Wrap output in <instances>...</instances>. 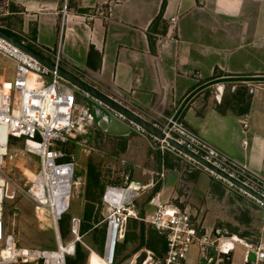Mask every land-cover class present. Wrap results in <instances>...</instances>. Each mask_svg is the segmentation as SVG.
Returning <instances> with one entry per match:
<instances>
[{
  "label": "crops",
  "instance_id": "crops-1",
  "mask_svg": "<svg viewBox=\"0 0 264 264\" xmlns=\"http://www.w3.org/2000/svg\"><path fill=\"white\" fill-rule=\"evenodd\" d=\"M111 1L0 0V18L40 47L56 50L60 44L100 92L130 95L133 107L148 119L177 117L264 179V92L249 95L244 85L264 82V0H165L156 22L164 0H124L106 20L94 15L93 8ZM83 17L92 20L87 25ZM220 84L225 90L219 99L213 90ZM135 136L146 139L149 166L136 164L141 170H134V177H163L150 197L159 194L162 203L185 209L200 234H229L231 264H244L248 246L264 238V209L180 154L162 153L146 137ZM183 192L188 199L181 206L175 198ZM148 208L140 220L152 217ZM104 211L82 206L78 243L87 260L93 253L96 259L103 255ZM200 257L193 247L186 264H198Z\"/></svg>",
  "mask_w": 264,
  "mask_h": 264
},
{
  "label": "built area",
  "instance_id": "built-area-1",
  "mask_svg": "<svg viewBox=\"0 0 264 264\" xmlns=\"http://www.w3.org/2000/svg\"><path fill=\"white\" fill-rule=\"evenodd\" d=\"M123 1H111L103 9L93 8L94 15L97 14L106 20L113 9ZM62 18L66 19L64 11ZM91 20L92 17H83V21L87 25ZM170 22L173 24L175 19H171ZM62 28L61 25V30ZM0 30L14 34L19 38L17 39L19 42L33 49L55 66L54 70L49 69L8 41L0 38V56L13 66V78L7 82V85L0 84V264H65V259H60L57 253L62 245L59 223L70 206L76 165L72 157L65 154L60 147L87 135L92 128L97 127L92 106L93 104L100 107L105 106L57 73L56 69L60 68L99 91L93 77L79 71L73 65L71 58L61 52L60 44L56 50H47L24 35L2 25H0ZM32 76L37 77V84L30 87ZM244 85L249 95H254L259 91L264 92V82L262 81L251 84L244 83ZM236 88V85H232L230 91L234 92ZM224 90V85H215L213 90L215 97L220 99ZM104 95L148 121L155 129L164 134L166 139L174 141L264 200V179L260 175L211 146L178 118L160 116L148 119L133 107V99L130 95L117 92ZM110 113L115 119L130 124L122 115L113 111ZM242 127L244 130L248 129V123L244 121ZM134 128L136 133H145L137 126ZM148 137L151 140L152 148L162 153L180 154L192 165L205 171L212 179L222 182L228 189L236 190L264 209L262 201L254 199L221 176L175 150L166 140H161L150 134ZM11 139L22 141V152L38 159V170L34 172L32 179L27 178V184L24 187L16 185L4 172L6 163L4 159L11 160L14 157L9 154L8 149ZM244 146H246V142H244ZM159 176L160 180L163 179L161 174ZM150 186L153 189L156 184L152 183ZM147 187H132V184H128L126 187L108 186L105 188L101 202L105 211L108 212L106 217L107 234L103 255L100 258L107 259L108 264H115L117 245L124 239L127 220L137 219L134 210H132L133 203L138 198V192ZM130 188H134L133 191H128ZM117 194H121L124 198H117ZM17 196L26 198L37 215L47 216L55 237V250L21 247L17 244L14 233L8 230L4 219L5 202H12ZM186 199H188L187 192H183L179 198H175L181 206ZM147 204L154 209V214L150 219H143L142 222L149 225L162 238L164 249L160 254L143 249L134 255L129 264H135L136 258L142 252H145L142 264H186L193 247L198 248L201 256L210 247L217 252L222 250L220 240L200 234L197 224L185 209L171 203H162L159 194L152 195ZM80 225L79 218L71 219L70 234L73 237L71 242L74 247L73 255L75 245L80 240ZM222 252L224 251L222 250ZM248 253L254 254V264L264 263V238L249 245Z\"/></svg>",
  "mask_w": 264,
  "mask_h": 264
},
{
  "label": "rangeland",
  "instance_id": "rangeland-1",
  "mask_svg": "<svg viewBox=\"0 0 264 264\" xmlns=\"http://www.w3.org/2000/svg\"><path fill=\"white\" fill-rule=\"evenodd\" d=\"M0 25L18 33L17 27H15L16 29L9 27L2 21V18H0ZM12 78V64L0 56V84L7 85V82ZM140 135L151 142L146 132ZM133 136L108 138L99 132L97 127H94L87 135L60 147L65 154L72 157L76 165L70 206L59 223L62 245H68L73 241L70 234L71 219L78 217L82 221V206L84 211H87L88 207L95 206L103 209L101 197L106 187H126L128 184H132L148 187L138 192V198L133 203L132 210H134L137 219L127 220L125 238L117 245L115 264H129L134 255L143 249L157 254L162 252V238L149 225L140 220V214L146 208L153 192L150 185L154 183L158 186L162 179L134 177L136 175L134 170H141V166L135 169L136 164L149 166L147 159L149 153L145 150L147 149V147L145 148L146 139ZM8 149L9 154L14 157L11 160L4 159L6 161L4 172L16 185L24 187L27 184V178L32 179L34 172L38 170V159L22 152V141L11 139ZM147 210L152 213L150 216H153L154 209L149 207ZM103 214L105 216L102 218L106 222L108 212L104 211ZM4 219L8 230L14 233L19 246L46 250L56 249L55 237L49 219L44 214L37 215L31 203L23 196H17L12 202H5ZM76 245L74 255L65 257V264L100 263L99 259L93 256L94 253L87 260L88 257L86 258L85 254L81 252L80 244L77 242Z\"/></svg>",
  "mask_w": 264,
  "mask_h": 264
},
{
  "label": "water",
  "instance_id": "water-1",
  "mask_svg": "<svg viewBox=\"0 0 264 264\" xmlns=\"http://www.w3.org/2000/svg\"><path fill=\"white\" fill-rule=\"evenodd\" d=\"M0 38L8 41L9 43H11L15 47L19 48L20 50H22L23 52H25L26 54H28L32 58L36 59L37 61H39L44 66L48 67L49 69H51V70L55 69V66L49 60H47L46 58H44L43 56H41L37 52H35L33 49L27 47L26 45L22 44L17 39H15L14 37L10 36L9 34L3 32L1 30H0ZM56 71L62 78H64L65 80H67L71 84L75 85L80 90L90 94L92 97L97 99L100 103H102L103 106H105V107H100L98 105L93 104L92 107H93V111H94V114L96 117V124H97L98 129L101 132L105 133L108 137L120 138V137H127L130 135H134L136 133L134 126H137V127L141 128L143 131H145L147 134L153 135V136H155L161 140H166V142L171 147H173L175 150H177L180 153L188 156L193 161H195L199 165L209 169L213 173L221 176L223 179L232 183L236 188L241 189L242 191H244L245 193H247L248 195H250L254 199H257V200L262 201L264 203V200L261 197H259L258 195H256L255 193H253L252 191L246 189L241 184H239V183L235 182L234 180L228 178L227 176L223 175L220 171L214 169L213 167H211L210 165H208L207 163L202 161L197 156L193 155L192 153H190L189 151H187L183 147L177 145L174 141H172L170 139H166L164 134H162L160 131L155 129L148 121L142 119L141 117L137 116L133 112H131V111L127 110L126 108L122 107L121 105L115 103L114 101L109 99L103 93H101V92L97 91L96 89H94L93 87L81 82L79 79L75 78L74 76H72L68 72H66L60 68H57ZM190 98L191 97L189 96L186 99V103L189 101ZM186 103H184V105ZM112 111L122 115L125 119H127L130 122V124L123 123V122L115 119L114 117H112V115L110 113ZM175 118H177V117H175ZM213 235L217 240H221L223 238H226V239L231 238V236L229 234H226V233L214 232ZM144 259H145V252H142L136 258L135 264H142ZM231 259H232V251L224 253L221 250V251L217 252L214 248L210 247L207 249L206 253L198 259V264H231ZM244 264H254V254L253 253L248 254L247 261Z\"/></svg>",
  "mask_w": 264,
  "mask_h": 264
},
{
  "label": "bare ground",
  "instance_id": "bare-ground-1",
  "mask_svg": "<svg viewBox=\"0 0 264 264\" xmlns=\"http://www.w3.org/2000/svg\"><path fill=\"white\" fill-rule=\"evenodd\" d=\"M36 84H37V77L32 76V80L30 81V84L29 85H30V87H33ZM132 187H136V186L135 185H132ZM133 189L134 188H130L128 191H133ZM127 197H128V195H127ZM117 198H124V197H122L121 194H117ZM225 240H227V242L225 241L226 243L224 245H220L221 246V249L224 252H229L232 249H234V246H233L232 242H229L228 241V240H233V237L228 238V239H225ZM73 248L74 247H73V244L72 243H69L68 245H65V246L64 245H61V247L59 248V250L57 252L59 258L60 259H62V258L65 259L66 256H69V257L73 256V251H74ZM98 259H99V261H100L101 264H108L107 259L106 260H104L102 258H98Z\"/></svg>",
  "mask_w": 264,
  "mask_h": 264
},
{
  "label": "trees",
  "instance_id": "trees-1",
  "mask_svg": "<svg viewBox=\"0 0 264 264\" xmlns=\"http://www.w3.org/2000/svg\"><path fill=\"white\" fill-rule=\"evenodd\" d=\"M164 6H165V0L163 1L162 5H161V10H160V13L159 15L157 16V18L154 20V22L156 21H159L161 19V16H162V11L164 9ZM5 33L9 34L10 36L16 38V39H19L18 37H16L14 34L8 32V31H5ZM77 246V245H76ZM99 262V261H98ZM68 264V263H67ZM100 264V263H99Z\"/></svg>",
  "mask_w": 264,
  "mask_h": 264
}]
</instances>
